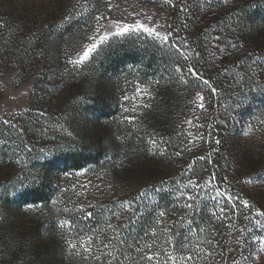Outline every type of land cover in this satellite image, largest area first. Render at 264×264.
<instances>
[{"label": "trees", "instance_id": "obj_1", "mask_svg": "<svg viewBox=\"0 0 264 264\" xmlns=\"http://www.w3.org/2000/svg\"><path fill=\"white\" fill-rule=\"evenodd\" d=\"M109 2L54 0L53 14L22 24L16 17L0 20V72L34 81L28 109L15 122L0 121V164L11 166L6 177L0 172V230L17 205L39 206L46 219L24 259L16 240L0 241V264H256L264 246V227L255 223H264L257 216L264 211V189L252 187L264 185V144L236 149L235 141L245 133L243 121H264V0L243 17L215 10L225 23H235L218 34L237 38L238 32L248 47H231L244 54L230 68L206 60L203 37L194 31L177 39L192 46L191 68L222 94L231 119L242 103L250 105L242 123L229 122L217 135L206 129L197 148L185 144L177 129L193 94L192 82L176 71L184 56L177 49L185 47L129 34L109 40L84 64L69 62ZM177 4L192 27V14L205 13L200 0ZM137 79L159 88L139 120L127 118L138 106L123 98L125 86ZM161 124L165 155L151 158L147 139ZM88 168L110 173L133 191L103 193L88 210L68 208L63 200L70 190L59 179Z\"/></svg>", "mask_w": 264, "mask_h": 264}, {"label": "rangeland", "instance_id": "obj_2", "mask_svg": "<svg viewBox=\"0 0 264 264\" xmlns=\"http://www.w3.org/2000/svg\"><path fill=\"white\" fill-rule=\"evenodd\" d=\"M179 0H110L108 11H104V14L100 15V19L97 21L96 26L89 38L82 46L80 50L70 56V60L77 59L78 53H80L84 47L90 43V37L94 34H103L108 29L115 32L114 24H135L141 23L145 26L154 28L161 34L170 35V42H175L176 46L185 47L183 50L185 55L183 56V62L180 67L182 69V75L188 77L193 84V94L188 98L184 104L182 118L177 124L179 135L183 137L185 144H191L193 148L199 146L198 142L202 139L203 132L206 129L214 128L212 134H220L225 128H227L229 122L235 124L242 123V115L250 107L249 102H244L233 114V119L230 117L229 111H225V103L222 94L216 89L213 93L211 89L203 84V80H208L199 74L193 76L188 73V68L192 67V49L190 44L184 45L182 42L177 43L179 35H187L194 31L193 35L202 36L203 52L205 58L210 62L213 67L218 69L230 68L233 65L235 59H240L244 54L242 50L239 53L233 52L232 49L238 51V46L243 45V50H248L245 43V36L237 32V38L226 37L218 34L220 31H228V27L235 29V23L231 20L228 24L222 19L224 15L216 14L215 10L219 9L224 12L229 11L232 13H239L236 17H243V12L256 9L260 5L262 0H200L203 4V14H192V18H195L194 27L188 23L185 18L190 17L189 14L184 12H178ZM54 0H0V20L7 21L10 18H18L19 23H26L30 18H39L42 14H53ZM221 12V11H220ZM202 17V20H196V17ZM5 26V25H4ZM2 29V28H1ZM189 29L191 31H189ZM233 32V30H231ZM129 34H146L143 31H132ZM121 35H111L109 39L98 47V49L109 40L120 37ZM124 36V35H122ZM149 36V35H148ZM192 36V35H191ZM155 39L157 42L160 40ZM240 41V42H239ZM160 46L164 42H161ZM232 47V49H231ZM7 48H3L2 54H5ZM97 49V50H98ZM5 58V56H4ZM3 58V59H4ZM17 59L14 58V63ZM13 63V64H14ZM11 63V65L13 66ZM81 65V64H79ZM0 72V121L12 123L15 122L19 116L28 109L30 98L33 92V77L29 78L27 75H18L17 71ZM143 79H137L131 86H125L124 97L133 99V103L138 106L137 110H133L128 115L129 119H142L144 113L145 104L153 106L152 100L155 102L158 97L159 88L152 82H143ZM151 80V79H150ZM197 93L204 97V108L199 107L200 101L197 98ZM212 95V97H211ZM257 109V108H256ZM255 107L252 110H256ZM260 113H255V116ZM161 117H164L161 115ZM237 122H235V121ZM221 125L222 128L219 126ZM243 128L245 133L241 137H237L236 149L248 145H261L264 144V121L261 119H253L251 122L243 121ZM90 129V140H95L94 131ZM164 125L161 124L159 130L154 131L147 141L148 154L151 158H157L160 155H165L164 147ZM199 149V148H198ZM250 149V148H249ZM199 152V150L195 151ZM11 166L1 165L0 172L2 177L4 174H8V170ZM130 178L138 179L137 174H134L130 169ZM105 171H94L92 169H85L77 172H69L62 175L59 182L63 185V190L68 188L70 195L68 199L63 200L64 204H68V208L75 210L84 209L88 210L94 207L95 202L101 199L103 193H111L114 196L120 194H127L133 191L130 187H124V185H118L113 177ZM118 177H123L124 173L118 171ZM209 177V174L206 175ZM132 178V179H133ZM137 178V179H136ZM134 180V179H133ZM121 186L122 188L118 187ZM245 182L241 187H247ZM264 189V185H254L252 190ZM106 191V192H105ZM59 205L60 200L55 201ZM105 205V204H103ZM264 209V205H263ZM11 216L5 227V230H0V241H4L8 238L16 240L23 250L19 253V258L24 259L25 256L30 254L29 249L26 247L28 244L35 242L38 238L36 232L40 234V228L46 225V219L44 217V211L39 206L35 205H17L13 206L10 211ZM44 238L41 239L43 244ZM67 240V239H66ZM69 240V239H68ZM21 248V249H22ZM256 264H264V246L259 248L256 253Z\"/></svg>", "mask_w": 264, "mask_h": 264}, {"label": "snow or ice", "instance_id": "obj_3", "mask_svg": "<svg viewBox=\"0 0 264 264\" xmlns=\"http://www.w3.org/2000/svg\"><path fill=\"white\" fill-rule=\"evenodd\" d=\"M228 0H225V3H227ZM98 20L100 18H97ZM114 28H115V32H112L111 30L106 29L103 34H99L98 38L97 35L94 34L92 37H90V43L83 48V50L78 53V58L77 59H73L70 60L69 62L73 65H79V64H84L85 62L89 61L93 54L97 52L98 47L100 46V44H102L103 42L107 41L109 39V37L111 35H125L127 33H130L132 31H143L145 33H147L149 36H153L154 38L160 40L161 42L164 43H169L170 42V35L171 33L168 34H161V32L156 31L154 28L145 26L144 24L141 23H135V24H123L121 25L120 23H115L114 24ZM177 51L179 52L180 55H185L184 52L180 51V49L178 48ZM177 72L182 73V69L181 68H177L176 69ZM188 73L193 75V76H197L199 78V74L195 71V69L193 68H188ZM181 79H183V76H181ZM186 82V81H185ZM203 84L207 85L211 91L214 93L216 91L215 88L211 87V83L208 80H203L202 81ZM197 98L200 101L199 107L201 109L204 108V97L203 95L197 93ZM149 105L145 104L144 107H148ZM216 143H219V141L217 140ZM177 155H179V153H177ZM191 184V181H190ZM217 195H220V193L218 192ZM189 199H192V197H189ZM229 200H231V197H229ZM244 204L245 207H249V203L248 201H243L242 202ZM190 206V205H189ZM221 212H223V209H221ZM161 216L164 215V213H160ZM213 215H215V213H213ZM89 216H91V213H89ZM257 216L259 217H264V211H259L257 213ZM256 225L260 226V227H264V223H261L260 219H256L255 220ZM148 260H152L153 256H148L147 257ZM171 259L175 260V257H171ZM188 260H191V257L187 258Z\"/></svg>", "mask_w": 264, "mask_h": 264}]
</instances>
